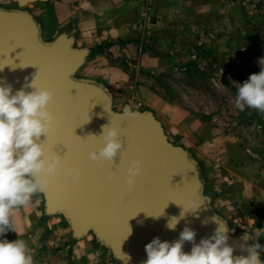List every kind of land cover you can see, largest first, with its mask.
I'll list each match as a JSON object with an SVG mask.
<instances>
[{
  "label": "water",
  "instance_id": "1",
  "mask_svg": "<svg viewBox=\"0 0 264 264\" xmlns=\"http://www.w3.org/2000/svg\"><path fill=\"white\" fill-rule=\"evenodd\" d=\"M5 1L17 8H4ZM44 1L0 0V83L11 84L13 93L22 88L33 91L28 87L33 81L53 92L49 110L56 117L55 128L40 140L46 155H59L62 163L56 183L40 193L43 214L61 216L73 239L92 234L120 264H144L146 244L156 237L172 242L186 226L196 232L197 244L213 235L218 221L228 229L204 194L198 162L168 140L155 116L128 104L114 110L102 82L76 77L89 50L75 47L73 36L60 32L51 40L43 39L40 24L23 7ZM125 109L137 117H122ZM108 124L120 128L123 150L114 164L91 161L89 153L103 146L102 127ZM133 159L142 161V172L130 190L127 167ZM73 167L81 171L78 180L67 175ZM183 207L197 208L169 230L166 224L180 217ZM227 234L233 255L247 256L241 246L253 245L251 235L244 231L231 235L229 229ZM192 246L185 242L183 251L190 252Z\"/></svg>",
  "mask_w": 264,
  "mask_h": 264
},
{
  "label": "rangeland",
  "instance_id": "2",
  "mask_svg": "<svg viewBox=\"0 0 264 264\" xmlns=\"http://www.w3.org/2000/svg\"><path fill=\"white\" fill-rule=\"evenodd\" d=\"M48 1L28 4L23 9L39 15L46 10ZM159 3L162 5L155 9L159 30L154 33V47L151 44L147 52L153 50L160 61L152 66L154 73H144V82L150 83L162 99L171 121L164 131L168 140L188 150L198 162L204 194L210 198L212 210L226 220L231 235L248 233L250 227L240 222L236 225V221L252 209L257 213L253 217L264 222V112L247 107L240 111L235 107V98L239 84L264 67L260 65L264 59V0ZM1 6L17 8L10 1ZM44 13L48 22L49 14ZM44 30L43 38H49L51 24H46ZM76 77L88 78L81 67ZM122 106L113 102L114 110L119 111ZM233 170L241 172L257 189L258 200L238 205L227 198V192L233 188ZM36 198L37 207L43 211L41 194ZM53 216L70 233L64 219ZM7 236L11 241L13 232L6 233ZM85 239L100 252L99 264H120L107 248L96 243L92 234ZM25 241L30 244L28 238ZM257 242L264 246V239L253 244Z\"/></svg>",
  "mask_w": 264,
  "mask_h": 264
},
{
  "label": "crops",
  "instance_id": "3",
  "mask_svg": "<svg viewBox=\"0 0 264 264\" xmlns=\"http://www.w3.org/2000/svg\"><path fill=\"white\" fill-rule=\"evenodd\" d=\"M159 4V0H49L46 10L33 16L40 24L42 37L44 26L51 24V36L43 39L51 40L65 32L73 36L75 47L88 48L81 70L88 78L102 82L114 103L150 111L165 131L171 121L162 99L150 83L144 82V73H154L152 66L160 61L153 50L147 52L159 30L155 11ZM45 11L50 17L48 22ZM230 176L233 188L226 196L232 203L258 200L257 189L241 172L233 170ZM37 202L34 196L28 206L12 213L18 236L13 232L11 240H30L34 264H99L98 249L85 237L74 240L56 217L43 214ZM253 211L239 218L236 225H248L253 241H258L264 239V222L255 219L257 213Z\"/></svg>",
  "mask_w": 264,
  "mask_h": 264
},
{
  "label": "clouds",
  "instance_id": "4",
  "mask_svg": "<svg viewBox=\"0 0 264 264\" xmlns=\"http://www.w3.org/2000/svg\"><path fill=\"white\" fill-rule=\"evenodd\" d=\"M261 64H264V59L260 60ZM28 87L33 91L22 88L13 93L11 84L0 83V264H34L25 240L17 238L10 241L5 236L8 232L18 236L12 219L13 210L28 206L34 196L46 192L50 185L56 183L62 163L59 155H46L45 144L40 140L55 128L56 117L49 110L53 92L48 88H38L34 81ZM235 107L240 111L247 107L264 112V67L239 84ZM122 117L135 119L137 113L125 109ZM100 137L103 146L91 151L89 159L114 164L124 147L120 128L104 125ZM141 172L142 161L131 160L126 181L130 190L134 189L136 177ZM67 175L78 180L81 171L73 167ZM113 178L111 174L108 176L109 180ZM195 208L183 207L180 217H172L166 227L174 231L185 213ZM227 233L226 226L218 221L213 235L202 238L198 244L195 243L196 232L187 226L172 242L156 237L145 245L147 259L144 264H264L260 255L264 246L259 242L241 246L248 255L234 256ZM185 242L193 245L188 253L183 251Z\"/></svg>",
  "mask_w": 264,
  "mask_h": 264
}]
</instances>
